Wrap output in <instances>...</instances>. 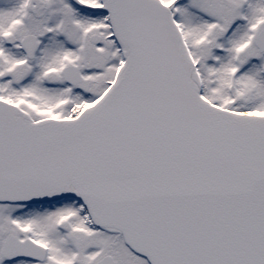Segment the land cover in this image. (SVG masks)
I'll return each mask as SVG.
<instances>
[{
    "label": "snow or ice",
    "instance_id": "1",
    "mask_svg": "<svg viewBox=\"0 0 264 264\" xmlns=\"http://www.w3.org/2000/svg\"><path fill=\"white\" fill-rule=\"evenodd\" d=\"M0 264H264V0H0Z\"/></svg>",
    "mask_w": 264,
    "mask_h": 264
}]
</instances>
